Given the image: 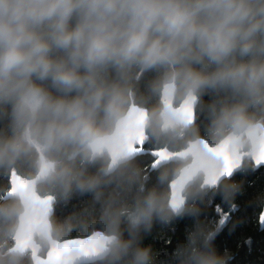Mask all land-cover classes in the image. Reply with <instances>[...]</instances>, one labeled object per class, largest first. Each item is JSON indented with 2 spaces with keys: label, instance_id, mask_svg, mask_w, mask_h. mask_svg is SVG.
<instances>
[{
  "label": "clouds",
  "instance_id": "9594fccd",
  "mask_svg": "<svg viewBox=\"0 0 264 264\" xmlns=\"http://www.w3.org/2000/svg\"><path fill=\"white\" fill-rule=\"evenodd\" d=\"M260 164L264 0H0V264H156L144 234ZM225 218L175 264H229Z\"/></svg>",
  "mask_w": 264,
  "mask_h": 264
},
{
  "label": "trees",
  "instance_id": "16d2710c",
  "mask_svg": "<svg viewBox=\"0 0 264 264\" xmlns=\"http://www.w3.org/2000/svg\"><path fill=\"white\" fill-rule=\"evenodd\" d=\"M208 97H205L207 100ZM150 155H142L138 163L145 166L150 163ZM156 182L152 172L148 181L151 186ZM240 185L229 204L217 193L200 204L201 213L197 218L184 216L175 219L170 225L155 224L150 233L144 234L142 243L150 246L156 254V264H175L173 252L185 242L187 233L194 225L202 221L205 225L215 226L222 217L223 225L212 241L216 251L231 255L229 264H264V228L259 229L258 217L264 201V168H246L236 172L229 180ZM90 196H74L66 205L56 207L57 217H63L78 211Z\"/></svg>",
  "mask_w": 264,
  "mask_h": 264
},
{
  "label": "water",
  "instance_id": "95a60500",
  "mask_svg": "<svg viewBox=\"0 0 264 264\" xmlns=\"http://www.w3.org/2000/svg\"><path fill=\"white\" fill-rule=\"evenodd\" d=\"M261 167L264 168V164H260V165H258L255 169H258V168H261ZM240 170H241V169H240ZM240 170L235 171V172L233 173V175H234L236 172L240 171ZM233 175H232V176H233ZM232 176H231V177H232ZM231 177H230V178H231ZM262 213H264V201H263V205H262V208H261V212H260L259 217H258V225H259V229H260V230H262V229L264 228V222H262L261 219H260Z\"/></svg>",
  "mask_w": 264,
  "mask_h": 264
},
{
  "label": "snow or ice",
  "instance_id": "6c2138e0",
  "mask_svg": "<svg viewBox=\"0 0 264 264\" xmlns=\"http://www.w3.org/2000/svg\"><path fill=\"white\" fill-rule=\"evenodd\" d=\"M261 219V218H260ZM262 222H264V219H261Z\"/></svg>",
  "mask_w": 264,
  "mask_h": 264
}]
</instances>
